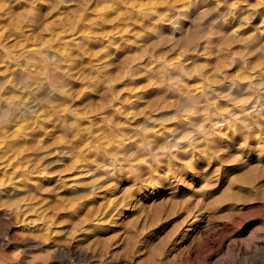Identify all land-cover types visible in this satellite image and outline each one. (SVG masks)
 <instances>
[{"label":"rangeland","instance_id":"rangeland-1","mask_svg":"<svg viewBox=\"0 0 264 264\" xmlns=\"http://www.w3.org/2000/svg\"><path fill=\"white\" fill-rule=\"evenodd\" d=\"M18 131L0 260L264 264V0H0Z\"/></svg>","mask_w":264,"mask_h":264},{"label":"bare ground","instance_id":"bare-ground-1","mask_svg":"<svg viewBox=\"0 0 264 264\" xmlns=\"http://www.w3.org/2000/svg\"><path fill=\"white\" fill-rule=\"evenodd\" d=\"M21 132H15V134L13 135H8V134H4L2 132H0V142L3 141L8 147L12 148L13 150H15L18 154H21L23 153L26 149H36V143L33 142V141H30V140H27V139H21ZM9 148V149H10ZM1 150V149H0ZM3 150V149H2ZM8 150V149H7ZM4 151V150H3ZM126 151H124L125 153ZM17 153H14L13 154H17ZM22 156V155H21ZM2 162V161H1ZM0 162V163H1ZM10 163V161L8 162ZM20 166V165H19ZM7 172V171H6ZM14 172V171H13ZM12 172V173H13ZM5 175L4 171L1 172ZM0 173V176L3 177L4 175H1ZM11 172L7 173V174H10ZM9 176V175H8ZM8 176H5L6 179L8 178L9 181L12 180V177L11 175L8 177ZM14 178V177H13ZM2 180L0 181V244H4L5 242L7 243H10L9 242V236L8 234L12 233V229H11V223L12 221L18 217V212L17 210H15L13 208V204L12 203H9L8 202V195L6 192L10 191V187L7 186V182L8 180ZM7 181V182H6ZM24 182V181H23ZM38 185H36L37 187ZM13 188V187H12ZM37 196L36 194H25L24 196L21 197V199L24 200V203L23 205L20 204V206H23L26 210H23L24 208L22 207L21 210H23L24 212L21 213V214H25L26 211H28L29 209H32L30 207L32 206H36L37 204V201H33V197ZM18 207V208H19ZM20 209V208H19ZM20 210V211H21ZM19 211V210H18ZM30 211V210H29ZM22 212V211H21ZM26 215V214H25ZM44 215V214H43ZM40 217H42V214L40 215ZM39 217V218H40ZM45 220V219H43ZM44 222V221H43ZM46 223V221H45ZM42 226V223L41 225ZM38 227V225H37ZM49 227V226H48ZM47 227V228H48ZM46 227H44V229H47ZM44 229H41L44 230ZM49 230V229H48ZM47 230V231H48ZM41 231H39L41 233ZM48 232H51V231H48ZM31 233V232H30ZM44 233V232H43ZM46 233V232H45ZM44 235H47L45 234ZM14 234V233H13ZM32 234V233H31ZM35 234V233H34ZM32 234V235H34ZM37 234V233H36ZM31 235V236H32ZM43 235V236H44ZM50 235V234H49ZM52 235V234H51ZM50 235V237H51ZM15 236V235H14ZM42 236V237H43ZM37 237V236H36ZM42 237L40 239H42ZM49 237V236H48ZM53 237V236H52ZM46 238V237H44ZM35 239V238H34ZM39 239V240H40ZM37 241H38V238H37ZM36 240H33V238H29V237H26L24 239H22L21 243H23V245H20L19 247V253L23 256V253L25 252V248L26 246H34L36 243L38 244ZM42 242V240H41ZM20 243V244H21ZM52 245V250L51 251H48V254L46 256H44L43 258H34V260L31 261L30 264H77V260L79 261V259H76V260H66V259H61V249H62V246L61 245V242H55V243H51ZM1 246V245H0ZM64 247V246H63ZM34 248V247H33ZM31 249V248H29ZM31 251V250H30ZM28 251V254L29 252ZM6 253V252H4ZM2 254H3V251H2ZM25 254V253H24ZM26 255V254H25ZM31 256V255H30ZM27 257V256H26ZM32 257V256H31ZM22 259V258H21ZM23 259H26L25 257ZM87 260V259H86ZM20 261V256L19 255H16V256H9V253L8 254H5V259L4 260H0V264H18ZM24 261V260H23ZM81 261V260H80ZM87 262V261H86ZM92 262V261H91ZM94 262V261H93ZM21 263V262H20ZM80 263V262H79ZM29 264V263H28ZM125 264H134L133 262L131 261H127ZM153 264H173V262H171L170 260H161L159 262H155Z\"/></svg>","mask_w":264,"mask_h":264}]
</instances>
